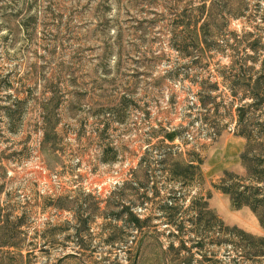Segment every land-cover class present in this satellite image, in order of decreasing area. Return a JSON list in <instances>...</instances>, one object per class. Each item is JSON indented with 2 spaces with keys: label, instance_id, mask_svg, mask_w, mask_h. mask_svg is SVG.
Segmentation results:
<instances>
[{
  "label": "rangeland",
  "instance_id": "1",
  "mask_svg": "<svg viewBox=\"0 0 264 264\" xmlns=\"http://www.w3.org/2000/svg\"><path fill=\"white\" fill-rule=\"evenodd\" d=\"M247 150L264 0H0V264H264Z\"/></svg>",
  "mask_w": 264,
  "mask_h": 264
},
{
  "label": "trees",
  "instance_id": "2",
  "mask_svg": "<svg viewBox=\"0 0 264 264\" xmlns=\"http://www.w3.org/2000/svg\"><path fill=\"white\" fill-rule=\"evenodd\" d=\"M190 35L196 42L198 41L199 43L198 28L193 29L192 32L190 31ZM242 110L243 108L240 107L239 111H242ZM243 117H244V114H241L239 118V122L242 121ZM241 134L244 135L249 141L252 140V136L246 131V128L241 131ZM247 148L249 149V147ZM249 152H250L249 150L245 151V153L242 155V159L247 165L248 172L252 174L255 180L262 183L264 182V157H261L260 162L256 164L254 163L253 158H251L250 160L253 162L252 164L251 161L249 160ZM178 175L179 174H177V176ZM227 176L231 178L233 177V174L227 173ZM227 176H225L223 180L221 181V183L218 186H216L217 189H219L224 194H227L230 196V199L233 202V205L235 206V208L239 209L244 206L250 207L257 214L261 225L264 227V212L260 211V207H261L260 203L264 201V198L260 199L257 197V194H258L257 192H259V189H257V192L250 191V188L248 186L241 189L240 187H238V184L236 182H233L232 180L228 179ZM184 177L181 176V179ZM172 199H175V198H172ZM194 200L199 201V203L201 202L199 205L203 207L202 209H205V211L211 214L210 210L208 209L207 201H203V200L201 201V198L200 199L196 198ZM165 209H168V212H169L168 214H169L170 219L172 221H175L176 215H177L175 212V210L177 209L176 206L172 204L170 207H167ZM133 223L138 224L139 223L138 218H135V221Z\"/></svg>",
  "mask_w": 264,
  "mask_h": 264
}]
</instances>
